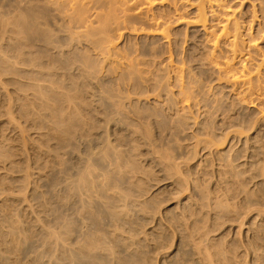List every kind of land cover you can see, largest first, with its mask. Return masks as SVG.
Instances as JSON below:
<instances>
[{
    "label": "rangeland",
    "instance_id": "374dc122",
    "mask_svg": "<svg viewBox=\"0 0 264 264\" xmlns=\"http://www.w3.org/2000/svg\"><path fill=\"white\" fill-rule=\"evenodd\" d=\"M222 3L0 0V264H264V0Z\"/></svg>",
    "mask_w": 264,
    "mask_h": 264
},
{
    "label": "bare ground",
    "instance_id": "6f19581e",
    "mask_svg": "<svg viewBox=\"0 0 264 264\" xmlns=\"http://www.w3.org/2000/svg\"><path fill=\"white\" fill-rule=\"evenodd\" d=\"M48 3L54 5V7L63 13L65 16V19L69 23H78L80 24L78 27H84V28H89L88 22L89 20V11L91 10L92 4H95L99 1L103 0H46ZM145 5L152 6L156 2H164L167 0H141ZM210 7L216 6L219 8H223L224 5L222 2L226 0H204ZM264 17V16H263ZM197 21L198 22H203L204 26H206V12L204 6H202L199 9V13L197 16ZM231 19L227 18L224 25L222 26V29L220 30V36H231L232 35V45H236L237 43V37H239V25L237 22L232 23L231 27ZM232 28V30H231ZM215 46L214 48L216 49L217 47V41L219 37L215 36ZM214 40V39H213ZM235 50V49H234ZM236 51V50H235ZM235 53V52H234ZM223 69L228 72L233 71V66L229 62H225ZM244 69V66L242 67ZM232 77L235 81L237 82H242L245 83L246 80L248 79V76L242 72L240 75H237L236 73L232 74Z\"/></svg>",
    "mask_w": 264,
    "mask_h": 264
}]
</instances>
